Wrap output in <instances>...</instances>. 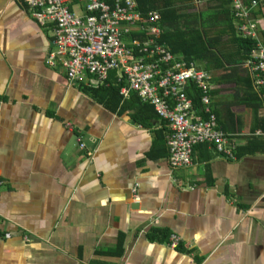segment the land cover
<instances>
[{"label":"crops","instance_id":"obj_1","mask_svg":"<svg viewBox=\"0 0 264 264\" xmlns=\"http://www.w3.org/2000/svg\"><path fill=\"white\" fill-rule=\"evenodd\" d=\"M230 2L157 0L176 10L186 49L205 52L192 62L211 70L216 122L235 146V160L202 145L171 168L167 122L135 92L105 105L87 78L70 82L47 62L54 25L0 0V264H264V99L237 62Z\"/></svg>","mask_w":264,"mask_h":264},{"label":"built area","instance_id":"obj_2","mask_svg":"<svg viewBox=\"0 0 264 264\" xmlns=\"http://www.w3.org/2000/svg\"><path fill=\"white\" fill-rule=\"evenodd\" d=\"M75 1L84 2L82 15L71 10ZM231 1L239 36L255 43L246 67L253 88L264 99V26H260L259 15L253 17L260 3ZM24 4L43 26L54 25V50L47 62L55 66L59 59L70 82L87 78L88 86L98 87L107 83L111 71H116L122 99L135 92L142 103L154 107L171 131L167 140L171 168L192 165L194 148L202 144L226 160H235V146L216 123L211 107L212 75L193 62L177 59L158 41L162 31L157 11L144 18L137 0H110V4L102 0H24ZM132 31L145 33L148 38L126 42L125 37ZM191 85L200 93L197 110L187 94ZM80 147L86 149L83 141ZM2 185L0 178V188ZM179 242L173 235L169 246L176 249Z\"/></svg>","mask_w":264,"mask_h":264},{"label":"trees","instance_id":"obj_3","mask_svg":"<svg viewBox=\"0 0 264 264\" xmlns=\"http://www.w3.org/2000/svg\"><path fill=\"white\" fill-rule=\"evenodd\" d=\"M102 1L110 4V0H102ZM137 1H138V4H139V10H140L141 14L144 16V18H148V13L149 12L158 11L159 12L158 14H160L159 15L160 16V22H159L160 27L163 28L164 27V23L167 20L170 21L169 26L172 27L171 32L168 33V32H165V30L162 31L158 41L160 43L168 44L169 45V49L172 51L173 54H175V55L176 54H182L186 58V60L184 59L186 62H192L194 60H197L196 58H199L203 54H205V52H202L200 49L197 52H194L192 50L186 49L185 41H184V37H185L184 33L180 34L183 37V39H178L179 31H177V33H176L175 30H173L174 29L173 27L175 26V23L177 22L178 17H176V15H175L176 10L172 9L169 6V4L166 5L163 8H158L157 0H137ZM258 1L260 3L259 11L254 13L253 17H256L258 15L264 16V0H258ZM22 3H24V0H22ZM230 3H231V7H232V1ZM231 7H230V9L229 8L226 9L224 11V14H226V16H228V24L231 25V30L234 31L233 32L234 39L240 45V47L245 48L244 51H240V56H239V59H238L237 62L238 63H244V62L246 63L247 60L250 58V55H252V53H253V50L255 48V43L252 42L251 40L242 39L241 37H238V35H239L238 34V29H237L236 24L234 22V18H233V13H232ZM167 15L168 16L170 15L169 18H167ZM201 34H202L201 32L197 33V38H199V41L203 44L204 47H206V45H204V40L201 37L202 36ZM136 38H139V39H142V40H146L148 38V36L145 33H142V34H139V33L131 34L128 37L125 38V41L126 42H130L132 39H136ZM197 38L195 36L191 37L193 46H194L195 40L196 41L198 40ZM179 47H181L182 49L179 48ZM197 47H200V46L198 45ZM215 62H218V63L216 65H214V68H216L218 70H221V69L225 68L224 67L225 64H222L221 62L216 61V60H215ZM205 70L207 72L209 71V73L211 71L207 67L205 68ZM225 70L229 71L231 69H225ZM113 75L116 76V71H111L109 73V78H110V79H108L109 84L104 83V84H102V85H100L98 87H95L94 89H93V87H90V86L86 87V88H89V89L93 90L95 92V94L98 96V98H103V103L105 105H107V103H111L112 101H114V103L117 104L118 102H122L123 100H125V99H122V96L119 93L121 84H117L115 82L116 81V77L114 78ZM214 81H216V79H214ZM234 83H238V82H234ZM246 84L251 85L250 80L247 81ZM214 90L215 89L212 88V83H211V89H210V92H209V95H210V98H211V102H212V98H213V95H214V92H215ZM100 92H102V93H100ZM187 94H188V98L192 102L193 108L195 110H197L198 107H199V100H200L199 91L193 85H191V86H189V88L187 90ZM131 96H132V98H136L137 101L140 104H144V103L141 102V100H140L138 95L131 94L130 98H131ZM144 106H146V108L151 109V112L154 113V115L156 117L160 118L158 116V114L156 113V111L154 110V107L151 104H144ZM213 113H214V111H213ZM215 117H216V115H215ZM202 145H206V144H202ZM202 145H198L196 147H199V146H202ZM195 148H194V150H195ZM251 148L252 147L250 145H248L247 147H244L242 149H237L238 150L237 151V155L239 156V154L246 153V152L248 153V152H250Z\"/></svg>","mask_w":264,"mask_h":264}]
</instances>
